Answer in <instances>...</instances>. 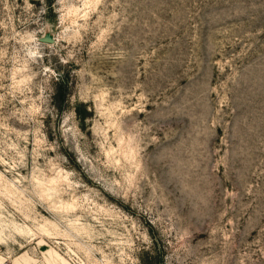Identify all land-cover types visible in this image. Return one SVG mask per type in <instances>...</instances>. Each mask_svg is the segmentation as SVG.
Returning a JSON list of instances; mask_svg holds the SVG:
<instances>
[{
	"label": "rangeland",
	"instance_id": "1",
	"mask_svg": "<svg viewBox=\"0 0 264 264\" xmlns=\"http://www.w3.org/2000/svg\"><path fill=\"white\" fill-rule=\"evenodd\" d=\"M49 1L0 0V264H264V0Z\"/></svg>",
	"mask_w": 264,
	"mask_h": 264
},
{
	"label": "trees",
	"instance_id": "2",
	"mask_svg": "<svg viewBox=\"0 0 264 264\" xmlns=\"http://www.w3.org/2000/svg\"><path fill=\"white\" fill-rule=\"evenodd\" d=\"M52 0L49 1V9H52L51 5ZM66 82V79L64 76H62V80L59 81V85L55 91V99L58 100V109L60 110L62 108V105L60 102H62L63 99H65L66 96V88L64 86ZM62 96V97H61ZM76 113L81 117V118H86L88 117V114H90V111L87 109L86 104L84 102H80L76 107H75Z\"/></svg>",
	"mask_w": 264,
	"mask_h": 264
},
{
	"label": "water",
	"instance_id": "3",
	"mask_svg": "<svg viewBox=\"0 0 264 264\" xmlns=\"http://www.w3.org/2000/svg\"><path fill=\"white\" fill-rule=\"evenodd\" d=\"M43 38H44V40L52 41V38H51L50 36L48 37V36L46 35V36L43 37Z\"/></svg>",
	"mask_w": 264,
	"mask_h": 264
}]
</instances>
